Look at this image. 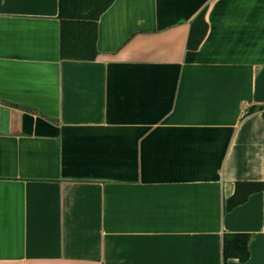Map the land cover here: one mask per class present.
<instances>
[{
  "label": "crops",
  "instance_id": "obj_1",
  "mask_svg": "<svg viewBox=\"0 0 264 264\" xmlns=\"http://www.w3.org/2000/svg\"><path fill=\"white\" fill-rule=\"evenodd\" d=\"M97 50L62 58L60 0H0V264H264V0H114Z\"/></svg>",
  "mask_w": 264,
  "mask_h": 264
},
{
  "label": "trees",
  "instance_id": "obj_2",
  "mask_svg": "<svg viewBox=\"0 0 264 264\" xmlns=\"http://www.w3.org/2000/svg\"><path fill=\"white\" fill-rule=\"evenodd\" d=\"M114 0H60L61 56L66 59L95 60L98 55V19ZM208 32L204 12L191 25L189 49H197ZM257 183L239 182L233 197L227 201L232 209L247 200L258 187ZM249 233H229L224 237V259L246 260L249 257Z\"/></svg>",
  "mask_w": 264,
  "mask_h": 264
}]
</instances>
